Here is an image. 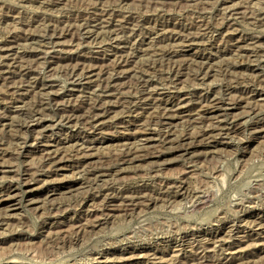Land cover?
I'll return each instance as SVG.
<instances>
[{
	"label": "rangeland",
	"instance_id": "obj_1",
	"mask_svg": "<svg viewBox=\"0 0 264 264\" xmlns=\"http://www.w3.org/2000/svg\"><path fill=\"white\" fill-rule=\"evenodd\" d=\"M104 16L117 19L121 30L95 28V18ZM69 24L80 28L72 36L75 38L50 44L53 34L49 29L61 30ZM87 30L93 31L90 38ZM30 35L35 37L32 42L27 40ZM187 36L192 38V46H187ZM0 42L13 48L19 61L28 60L34 68L33 74L25 76L27 90L20 91L27 95L19 96L16 89L4 85L5 80L0 81V264H110L107 260L126 258L137 251H142L140 258L132 264H264V0H0ZM232 43L240 47L233 50ZM155 48L166 55L164 59L171 53L180 64L214 58V69L205 79L185 75L173 86L168 68L146 65L152 63ZM114 53H137L128 68L139 70L135 77L144 75L142 86L152 93L153 105L172 107L188 96H182L185 90L198 103L218 98L222 109L205 114L199 122L226 119L229 129L213 132L220 144L209 153L210 147L204 144H209L210 138L184 139L188 127L183 118L156 119L151 128L156 129L153 137L158 141L134 152L138 158L135 167L116 173L120 179L101 196L104 187L89 186L94 178L87 174L83 156L94 154L91 166H120V156L113 152L118 140L144 139L143 133H147L140 126L147 123L146 108L151 107L139 96L134 100L124 97L126 102L135 101L137 107L130 104L131 112L118 123L112 118L123 109H112L97 132L89 125L68 122L64 115L71 112L57 108L78 104L81 114L87 106L84 92L64 95L82 76L83 71L77 68H95L93 79L98 85L101 70L114 64ZM49 55L57 59L49 60ZM0 56L2 60L4 54ZM51 61L55 63H48ZM133 74L129 72L128 78L118 81L116 98L127 92L125 86L132 83ZM49 80L56 86L37 98L35 94ZM31 82L39 86L31 88ZM230 87H237L229 100L236 101L235 107L227 99ZM19 97L24 103H19ZM37 102H44L38 117L45 123L27 129L26 123L33 118L30 108ZM14 106H26L27 111L10 112ZM217 114L228 115L208 118ZM168 127L175 136L165 143L158 132ZM107 139L105 144L98 143ZM76 141L84 147H92L94 142L96 149L85 152L70 147ZM51 144L70 148L61 150L47 164L43 154ZM128 165L124 162L122 167ZM10 188H17L11 192L16 198L14 206L5 196ZM138 191L145 198L136 200L134 206L123 205L124 196L130 200ZM94 193L101 198L92 202L88 197ZM108 195L120 199L106 208ZM9 214L11 217H6Z\"/></svg>",
	"mask_w": 264,
	"mask_h": 264
},
{
	"label": "bare ground",
	"instance_id": "obj_2",
	"mask_svg": "<svg viewBox=\"0 0 264 264\" xmlns=\"http://www.w3.org/2000/svg\"><path fill=\"white\" fill-rule=\"evenodd\" d=\"M118 1L119 3H123L124 1L126 0H116ZM160 5H163L164 3L163 2H159ZM158 6V5H156ZM245 14V13H244ZM243 16V15H242ZM249 17V16H248ZM75 19V18H74ZM79 20V19H78ZM114 20V19H112ZM112 20H106L105 19V16L102 17V18H95V28L97 27V29L99 28H107V27H114L115 30L114 32L117 33V31L120 29V27L122 26V24H119V22L117 21H112ZM130 20V19H128ZM120 21V20H119ZM134 21V20H133ZM137 21V20H136ZM124 22V20H123ZM132 22V21H131ZM86 23V22H85ZM84 23V24H85ZM93 23V22H92ZM126 23V22H125ZM73 24V23H71ZM75 24V23H74ZM83 24V23H82ZM83 24V26H84ZM128 24V23H127ZM91 25V24H90ZM134 25V24H133ZM50 26V25H49ZM82 26V25H81ZM60 27V26H59ZM80 27V26H79ZM135 27V25H134ZM48 28V27H47ZM50 28V27H49ZM85 28V27H83ZM109 29V28H108ZM124 29V28H123ZM136 28H134V31H135ZM53 36L52 38L50 37L49 40H51V43L55 40H62L64 39L65 37H72L73 35H75L74 33L77 32L78 30H80V28H77L75 27L74 25H68L66 26L65 28L59 30L57 27H55L54 29H49ZM84 30V29H82ZM121 30V29H120ZM128 30V29H127ZM133 30V29H132ZM106 31V30H105ZM137 31V30H136ZM84 32V31H83ZM91 32V31H90ZM88 30L85 31V34L87 36H90L89 34H92V32L90 33ZM99 32V31H98ZM125 32V31H124ZM132 32V31H131ZM95 33V32H94ZM103 33V30L101 31L100 35ZM106 33V32H105ZM136 32H134L135 34ZM104 34V33H103ZM112 34V33H111ZM119 34V32H118ZM133 34V35H134ZM137 35V34H136ZM179 35V34H178ZM37 36V35H35ZM84 36V35H83ZM98 36V34H97ZM109 37V35H107ZM112 36V35H111ZM118 36V35H116ZM114 36V37H116ZM96 37V36H95ZM106 37V36H105ZM135 37V36H134ZM188 37V36H187ZM185 39V41H187L188 43L189 42H192V38L191 37H188ZM34 36L30 35L29 37H27V40H30L32 42V40H34ZM72 38H75V37H72ZM97 38H100V37H97ZM96 38V39H97ZM84 39V38H83ZM95 40V38H94ZM74 41V40H73ZM12 42V41H11ZM56 42V41H55ZM83 42V41H82ZM236 42V41H235ZM3 43V42H2ZM1 42H0V53L4 54V57L3 59L5 60V62L2 60V66H1V74H0V81L1 80H5L6 82H4L3 84L6 86V87H9V88H14L17 90V93L18 95L22 96V95H27V94H23L21 93L20 91L21 90H24V87L25 85H23V83L25 82V76H28V74L30 73H34V71L32 69H34L32 67L31 64L27 63L28 60H26V62H22V61H19L20 59L17 58V56L15 57V53H14V50L13 48L11 47H6V45H3ZM54 43V42H53ZM59 43V42H57ZM8 44V43H7ZM31 44V43H30ZM61 44V43H59ZM224 44V43H223ZM256 44V43H255ZM56 45V44H55ZM99 45V44H98ZM193 44L192 43H189V45L187 46H192ZM95 46V45H94ZM97 46V45H96ZM229 46V45H228ZM125 47V46H124ZM240 47L238 44L236 43H232L231 44V48H233V50H236V48ZM55 48V46H54ZM53 48V50H54ZM99 48V47H98ZM101 48V47H100ZM126 48L127 45H126ZM231 48H228L227 50H230ZM145 49V48H144ZM150 49V48H149ZM153 49V48H152ZM151 49V50H152ZM66 50V49H65ZM123 50V48H122ZM125 50V48H124ZM128 50V49H127ZM16 51V50H15ZM57 51V50H56ZM149 51V50H148ZM153 51V50H152ZM24 52V51H23ZM125 52V51H124ZM135 52V51H134ZM18 53V52H17ZM138 53V52H137ZM136 53V54H137ZM146 53V52H145ZM133 54V53H132ZM131 55V56H125V55H121V54H112L111 56L115 57V59H113V62L114 64L107 68V69H103L101 70V73H100V79H99V84L97 85V83L95 82V80L93 79L95 76H96V73H95V68L93 67H89V68H81V67H78L77 69L79 70H82L83 73H82V76L72 82V88L69 89L68 91H66V93L64 94L65 96H73V92L75 91H81V92H84V95L82 97H85L86 98V103L87 106L86 108H84V110H81V114H80V108H78V104H71L70 106L68 105H62L60 107L57 108L58 110L60 111H66V112H71V113H68L65 116V120H67L68 122H77V123H80V124H85V125H89L91 126L90 128L97 132L98 130H100V127L102 124H104L103 120L106 119V117L116 108V107H119V108H122L123 110L121 111V113L119 115H116L114 116L112 119V122L113 123H118L121 119L124 118V116L128 113L131 112V107H137V104L135 103V101H129V102H126L127 100L124 99V97H126L127 99L130 98L134 100V98H137L138 96L141 98V101L143 100V103L145 105H149L151 108H146V109H149L147 110V112L145 114H148L149 116L147 117L148 120H147V123L146 124H142L140 127H143L144 128V132H146L147 134L143 133L145 136L144 139H142L141 141H135V142H131L130 140H132L131 137H127L125 139H120L118 140L119 141V146L117 149L113 150V152H115V154L119 155V159L121 160V164L120 166H110L109 167H102L101 164L100 166H91L90 164L93 163V161H91L90 159L93 158L94 155L93 153L89 154L90 156H83V157H86L85 158V162H83V164L87 165L86 167V170H87V174L90 175V177H93V181L94 183H91V181L89 180L90 182V185L89 186H92V185H98L100 187H104L103 190H101L100 192V195L102 194V192H105L108 190L109 188V185L118 181V174L116 173H122V172H126L128 168H130L131 166H134L135 167V163L136 161H138L136 157L133 156L134 152H140L141 150L145 149L146 147H152V145L150 146H147V144H150L149 142H152V141H158L157 138H154L153 137V134L156 133V129L154 128H151V126H153L152 124H154V122L156 121V119H161L160 121H164V120H174V119H178V118H183L184 121L186 122V126L188 127V129H186L184 131V139H201L202 140H206V139H211L209 141V144H204V145H208L207 147H210V151L209 153H214L213 150L217 148V145L220 144L219 141L215 140V135H213V132L215 131H223V130H226V129H229L227 128L228 126V122L226 119H220L218 120L216 123H213L210 121V124H206V123H203V122H199V119H202L203 118H206L205 117V114H210V113H215L216 111H220L222 108V106H218L217 104H219L220 102L218 101V98H214V99H208L207 100V103H203V102H194V100H191L190 97L191 94L185 90L184 94L182 96H187V97H183L181 101H179L178 103H175V104H172L171 106L172 107H162L161 104H155L153 105L154 103H151L153 102V97L151 96L152 93L150 92V90L148 91V88L144 86H142L144 84V75H142V78L141 77H135L139 72V70H136V68H134L133 70H130L128 67L130 64H132L134 62V58H137L135 55ZM150 54H151V51H150ZM173 54V53H172ZM18 55V54H17ZM128 55V54H127ZM174 55H177V54H174ZM226 53L220 55V57H223L225 56ZM50 56V55H49ZM151 56L153 57V60H152V63H150V61L148 63H146V65L149 64L154 66V67H162V68H168L169 69V74L170 76L172 77L171 79V83L173 84V86H176L178 85L180 79L182 76H185V75H188V76H193V79H205L207 78L211 72L213 71V63H212V60L214 58H207L206 61H194L192 60V62L190 64H180V63H176L174 60H173V55H171V53H168L167 56L170 57L169 59H164V57L166 56L165 54H163L161 51H159L158 49L156 50L155 48V51H153V53L151 54ZM1 57V56H0ZM20 57V56H19ZM47 57H48V54H47ZM22 58V57H21ZM68 58H70L69 56L66 57V58H63L65 60H67ZM23 59V58H22ZM50 59H57V57L55 55H51L49 57V60ZM24 60V59H23ZM111 60V59H109ZM10 61H14V65L11 66V63L10 64ZM25 61V60H24ZM8 62V64L6 63ZM4 63V64H3ZM48 63H55L54 61H51V62H48ZM176 65L175 67L172 65ZM194 64V65H193ZM227 68H230V65L229 64H226L225 65ZM17 69L18 71H13V69ZM14 69V70H15ZM112 70V71H111ZM190 71L192 73H190ZM129 72H134L133 74V81L132 83L129 82V85L125 86L126 87V93L124 94H121L123 97L122 99H120V96H119V99L120 101H117L118 98H116V96L118 94L115 93V89L117 88V85H118V81H121L125 78H128V75H129ZM98 76V75H97ZM21 77V80H18V78ZM87 80V81H86ZM97 80V79H96ZM128 80V79H127ZM125 81V80H124ZM27 82V81H26ZM44 83V82H43ZM104 83H106L104 85ZM31 84V88H37V86H39V83L38 82H31L29 83ZM122 85V84H121ZM26 86H28V84H26ZM56 86L55 83H54V80H49V81H46L42 87H40L39 91L35 94V96L38 98H42L43 95H45L44 92H46L49 88L51 87H54ZM123 86V85H122ZM237 86V85H236ZM77 87H80V89H78ZM121 88V87H119ZM150 88V87H149ZM237 88V87H236ZM235 87H230L227 89V92H228V101L230 100V95L231 93L236 89ZM88 89H92L91 91H88ZM27 90V89H25ZM24 90V91H25ZM30 90V89H29ZM68 92H72V93H68ZM122 92V91H121ZM16 93V92H15ZM136 93V94H134ZM83 94V93H82ZM16 95V96H18ZM29 95V94H28ZM126 95V96H125ZM46 96V95H45ZM44 97V96H43ZM78 97V96H77ZM76 97V98H77ZM204 97V96H203ZM210 97V96H208ZM20 98V97H19ZM23 97H21L19 100V103L20 102H23L22 100ZM50 98V96H49ZM48 98V99H49ZM73 98V97H72ZM107 98H115L116 101H111V102H107L105 101ZM26 99V98H25ZM118 99V100H119ZM22 100V101H21ZM81 100V99H80ZM197 100V98H196ZM262 101H264V98H261ZM36 101V100H35ZM49 101V100H48ZM70 101V100H68ZM67 101V102H68ZM76 101V99H75ZM110 101V100H109ZM222 102H225L226 103V100L224 99H221ZM72 102V101H71ZM77 102V101H76ZM24 103V102H23ZM44 103V102H43ZM43 103H40V102H37V103H33V106H31V110H32V114H33V118L32 120L28 122V125L26 123V127L27 129L28 128H35V127H40V126H43L45 121H43V118L42 117H38L40 113H42L41 111H43ZM135 103V104H134ZM228 103V102H227ZM69 104V103H68ZM132 105V106H129V105ZM82 105V104H81ZM143 105V104H142ZM229 105L231 107H235L236 105V101H229ZM26 107V106H24ZM23 106H14L12 107L11 111L10 112H24L26 109L24 108ZM67 107H71L70 109L67 108ZM83 107V106H82ZM238 107V106H237ZM25 109V110H24ZM113 109V110H112ZM137 109V108H136ZM226 109H229V108H226ZM232 109V108H231ZM27 111V110H26ZM134 112V111H133ZM175 113V114H174ZM177 113V114H176ZM144 114V113H143ZM228 114H217L216 116H212V117H208V118H214V117H219V116H227ZM9 116V115H8ZM63 117V116H62ZM111 117V116H110ZM128 117V116H127ZM145 118V116H143ZM5 118V117H4ZM9 118V117H8ZM8 118H6L4 121H6ZM142 118V117H141ZM140 118V119H141ZM63 119V118H62ZM137 119V118H136ZM64 120V119H63ZM246 120V119H245ZM48 121V120H47ZM141 121V120H140ZM201 121V120H200ZM215 121V120H214ZM236 121V120H235ZM124 122V121H123ZM66 123V122H65ZM70 124V123H69ZM170 124V122L168 123ZM6 125V124H5ZM9 125V124H8ZM7 125V126H8ZM24 125V124H23ZM103 127V126H102ZM156 127V126H155ZM170 127V126H169ZM168 127V130H166L165 132L161 133V132H158V134H160L161 138L163 140H165V143H169L171 140V137H173V133H172V130ZM174 131V130H173ZM94 134V133H93ZM91 135V134H90ZM142 135V134H140ZM151 136V137H150ZM175 136V135H174ZM86 139V138H85ZM183 139V137L181 138ZM180 139V140H181ZM80 140V139H79ZM75 141V140H74ZM87 141V140H86ZM107 141H109L108 139L107 140H104V141H100L98 142L99 144H105ZM160 141V139H159ZM193 141V140H192ZM207 142V141H206ZM70 143V141L68 142ZM67 143V144H68ZM163 143V141H162ZM196 143V142H195ZM66 144V145H67ZM82 145H84L83 143H81ZM80 144V141H76L75 143H73V145H69L70 147H76L79 148V149H82L83 151H87V152H90V151H93L95 150V145L94 142L92 143V147H84V146H81ZM86 144V142H85ZM152 144V143H151ZM172 144V143H171ZM203 144V143H202ZM45 145V144H44ZM49 145V144H48ZM46 145V146H48ZM61 145V144H60ZM162 145V144H161ZM174 145V143H173ZM172 145V146H173ZM197 145V144H196ZM87 146V144H86ZM102 146V145H101ZM45 147V146H44ZM52 147H55V148H52ZM70 147H59L58 145H50L48 146L46 149H45V152H44V158L45 159V163L48 164V162L50 160H52L53 158H55L56 156H58V154L61 152V150H65V149H68ZM159 147V146H158ZM113 148V147H112ZM101 149V148H100ZM150 149V148H149ZM183 149V148H182ZM186 149V148H184ZM183 149V150H184ZM213 149V150H212ZM154 150V149H153ZM166 150V149H165ZM205 151V150H204ZM166 152V151H165ZM64 153V152H63ZM187 153V152H186ZM114 154V155H115ZM156 154V153H155ZM161 154V153H160ZM135 155V154H134ZM137 155V154H136ZM153 155V154H152ZM125 156H127L125 158ZM133 156V157H132ZM147 156V155H145ZM154 156H157V155H154ZM148 157V156H147ZM58 158V157H57ZM118 158V157H117ZM124 159V160H123ZM127 159V160H126ZM140 159V158H139ZM196 161V160H195ZM63 162L65 161H62L59 164H62ZM115 162V161H114ZM125 162V164H129L128 166L129 167H122L123 163ZM44 164V162H42ZM119 163V161L117 162ZM189 163V162H188ZM95 164V163H93ZM137 164V163H136ZM103 165V164H102ZM105 165V164H104ZM152 165V164H151ZM188 165H191V164H188ZM106 166V165H105ZM189 167V166H188ZM119 168V169H118ZM137 168V167H136ZM135 168V169H136ZM59 170L63 169L62 167L58 168ZM131 169V168H130ZM57 170V169H56ZM161 170V169H160ZM158 171V170H157ZM39 175V174H38ZM43 175V174H41ZM147 177V176H146ZM86 178V177H85ZM92 180V179H91ZM166 180V179H165ZM168 180V179H167ZM117 183V182H116ZM143 184V183H142ZM74 185V184H73ZM102 185V186H101ZM114 185V184H113ZM112 185V187H113ZM142 186V185H141ZM72 186H70L71 188ZM111 187V186H110ZM53 188V187H52ZM90 188V187H89ZM92 188V187H91ZM97 188V187H96ZM11 190L7 191L5 196L7 197L6 200L9 202V203H12V206H14L15 204L13 203L14 201H16V198H15V195H11V192L17 190V188L13 189V188H10ZM114 189V188H113ZM112 189V190H113ZM117 189V188H116ZM141 189H144V188H141ZM121 190V189H120ZM55 191V190H54ZM99 191V190H98ZM136 191V190H135ZM141 191V190H140ZM50 192V191H49ZM86 192V191H84ZM109 192V191H108ZM114 192V191H113ZM144 192V190H143ZM96 193V192H95ZM94 194H91L88 199L91 200L92 202L98 198H101L100 195H95ZM111 193V192H110ZM110 193H107V194H110ZM116 193V192H115ZM98 194V193H97ZM48 195V194H47ZM78 195H80V193L74 195L73 197H78ZM89 195V194H88ZM87 195V196H88ZM106 195V194H105ZM102 196V195H101ZM109 197H106V205L104 204V206L107 208L109 207V204L110 203H113L115 201H117V199H120L117 195L118 198L114 197L115 195L113 196H110L108 195ZM123 196V195H122ZM145 196V195H144ZM143 196V193L141 194V192L139 193L138 191V195H136L135 197L132 196V198H130V200L128 199H124V196L123 197V200L124 201V204L125 206H134L136 205L135 201L136 200H140L141 198L144 197ZM70 197V196H69ZM105 198V196H103ZM167 197V196H166ZM145 198V197H144ZM103 199V198H102ZM122 200V201H123ZM84 201V200H83ZM86 201V200H85ZM98 201V200H97ZM105 201V199H104ZM62 203V202H61ZM64 203V202H63ZM60 204V203H59ZM94 204V203H92ZM67 207V206H66ZM104 208V207H103ZM46 209V208H45ZM95 209V208H93ZM13 210V209H12ZM97 210V209H96ZM95 210V211H96ZM46 211V210H45ZM95 211H90V213L92 212H95ZM6 217H11V214H9L8 216ZM64 223V222H63ZM58 224L61 225V223L59 222ZM68 225V224H67ZM81 225V224H80ZM70 226V225H69ZM75 226V224H74ZM72 226V227H74ZM53 227V226H52ZM77 228V227H76ZM170 228V227H169ZM262 228V226H261ZM64 229V228H63ZM72 229V228H71ZM70 229V230H71ZM61 230V229H60ZM77 230V229H76ZM67 231V230H66ZM78 231V230H77ZM264 232V230H261ZM53 232V231H52ZM70 232V231H69ZM74 232V231H72ZM79 232V231H78ZM76 233V232H74ZM54 234V233H53ZM61 234V233H60ZM71 234V233H70ZM55 235V234H54ZM67 235V234H65ZM261 235V234H260ZM62 236V235H61ZM68 236V235H67ZM221 240H216V242H220ZM58 243V242H57ZM182 245V244H181ZM178 246V245H177ZM204 246V245H203ZM178 248V247H177ZM139 253L135 254L133 253L131 256L129 257H126V258H119L117 260H107L108 261H111L109 262L110 264H132V261H135L136 259L140 258V253L142 251H137ZM131 253V252H130ZM155 255V254H154ZM119 262V263H117ZM158 262V261H157ZM163 262V261H162ZM161 263V262H160ZM206 263V262H205ZM190 264V263H189ZM229 264V262H228ZM236 264V263H235Z\"/></svg>",
	"mask_w": 264,
	"mask_h": 264
}]
</instances>
